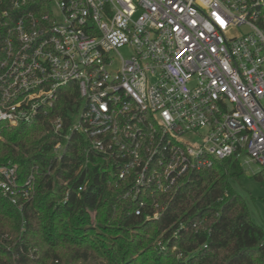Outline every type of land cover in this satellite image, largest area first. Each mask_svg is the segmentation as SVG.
<instances>
[{
    "label": "built area",
    "instance_id": "1",
    "mask_svg": "<svg viewBox=\"0 0 264 264\" xmlns=\"http://www.w3.org/2000/svg\"><path fill=\"white\" fill-rule=\"evenodd\" d=\"M0 29V122L47 115L72 85L80 103L51 131L83 135L126 196L173 192L225 158L264 178V0H0ZM33 180L0 166L18 208Z\"/></svg>",
    "mask_w": 264,
    "mask_h": 264
},
{
    "label": "trees",
    "instance_id": "2",
    "mask_svg": "<svg viewBox=\"0 0 264 264\" xmlns=\"http://www.w3.org/2000/svg\"><path fill=\"white\" fill-rule=\"evenodd\" d=\"M72 103L80 99L68 84L47 115L0 122V166L17 165L19 188L34 178L28 198L15 196L20 208L0 191V264H264L263 232L230 184L242 173L237 159L189 172L173 192L132 199L83 135L51 131L56 117L67 131Z\"/></svg>",
    "mask_w": 264,
    "mask_h": 264
},
{
    "label": "rangeland",
    "instance_id": "3",
    "mask_svg": "<svg viewBox=\"0 0 264 264\" xmlns=\"http://www.w3.org/2000/svg\"><path fill=\"white\" fill-rule=\"evenodd\" d=\"M123 57H127L129 52L123 48L119 50ZM264 106V97L261 101ZM77 114L73 116V121L77 120ZM247 156L241 159L242 173L238 179L230 180L232 188L241 196L247 205L249 219L259 226L264 236V178L258 179L254 174H260L262 167L256 163L246 164Z\"/></svg>",
    "mask_w": 264,
    "mask_h": 264
}]
</instances>
